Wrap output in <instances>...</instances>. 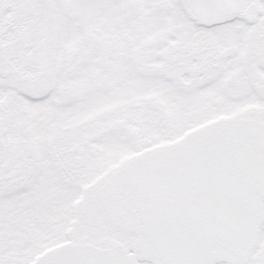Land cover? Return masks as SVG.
Returning a JSON list of instances; mask_svg holds the SVG:
<instances>
[{
    "label": "snow or ice",
    "instance_id": "obj_1",
    "mask_svg": "<svg viewBox=\"0 0 264 264\" xmlns=\"http://www.w3.org/2000/svg\"><path fill=\"white\" fill-rule=\"evenodd\" d=\"M0 264H264V0H0Z\"/></svg>",
    "mask_w": 264,
    "mask_h": 264
}]
</instances>
